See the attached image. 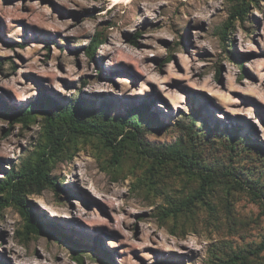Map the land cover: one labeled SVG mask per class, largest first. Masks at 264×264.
Listing matches in <instances>:
<instances>
[{
	"label": "rangeland",
	"instance_id": "rangeland-1",
	"mask_svg": "<svg viewBox=\"0 0 264 264\" xmlns=\"http://www.w3.org/2000/svg\"><path fill=\"white\" fill-rule=\"evenodd\" d=\"M233 3L0 0V99L15 114L0 112V180L47 159L60 188L26 200L37 219L74 240L26 234L11 204L0 210V264H210L264 244L259 199L232 181L264 193V0L234 21L228 45L220 31ZM94 34L102 43L89 54ZM41 95L59 109L81 97L82 107L115 119L147 102L135 131L142 152L128 140L116 164L99 135L70 132L54 150L47 113L16 120ZM172 147L198 163L155 161L152 153ZM204 173L216 178L196 197ZM248 256L264 264V249Z\"/></svg>",
	"mask_w": 264,
	"mask_h": 264
},
{
	"label": "trees",
	"instance_id": "trees-1",
	"mask_svg": "<svg viewBox=\"0 0 264 264\" xmlns=\"http://www.w3.org/2000/svg\"><path fill=\"white\" fill-rule=\"evenodd\" d=\"M257 0H234L229 13V19L225 22L220 35L226 44H230L228 40V30L233 27L234 21H243L247 13L249 12L250 4L256 3ZM55 42V41H54ZM102 43V38L98 34H94L91 38L89 46L87 48V53L91 54L94 52L95 48ZM49 45V44H48ZM226 51L231 55L230 49ZM242 67V64H239ZM82 98L79 97L74 103H71L64 108H57L56 102L51 99H46L45 96H39L34 101L26 105L21 110H16L19 117L16 118L18 121L29 122L31 121L33 114L38 111L47 113L46 123L44 125V130L47 136V142L49 146L56 149L55 145H58L57 140L65 136L68 132L75 136L77 133L86 135H99V138L105 143L106 146L112 148V158L116 164L121 163L123 150L122 147L128 140H133L136 148L140 147L141 139H137V134L142 119L145 113L148 112L147 102L142 103V105L132 107L125 116L119 117L117 119L108 117L104 112L92 109L89 107H82L80 102ZM7 110V111H5ZM13 110L8 107L0 99V112L8 113L11 116H15L12 112ZM126 126L132 127V129H126ZM231 140L236 136L235 134H230ZM120 139H118V137ZM153 154L155 161L162 162V159L171 158L170 156L183 162L185 166L190 164H196L197 161L194 160V154L190 156L187 152H182L181 149L169 148L168 154L159 153L156 150ZM47 159L38 158L28 163H23L18 171L10 170L4 175V178L0 180V210L3 207L15 204L21 213L23 220L25 222V233L26 234H46L48 236H54L58 241H64L67 243H74V240L68 235H65L61 231L57 230L52 223L44 222L43 220L37 219L35 214L31 210L28 201L26 200V194L40 193L43 189L47 187H52L59 189L57 183L58 178L50 177L49 169L47 165ZM222 176H231L232 174L228 171H223ZM216 178V175H211L210 173H204L201 175V183L199 190H197V195L201 192H205L206 188L211 184ZM149 179V177H148ZM233 185H238L239 188L243 189L247 187L253 196L259 199L261 207L264 209V193L260 190H256L254 186H245L241 181L232 178ZM147 185L152 186V180L149 179ZM187 198L181 201L175 207H170L167 209H162L160 213V219L166 221L169 217H176L185 208L190 207L193 203L194 198ZM200 196V195H199ZM98 242L97 238L94 240ZM264 249V244H260L257 249L250 250L248 253L240 250L237 252H232L227 258L217 259L212 261L210 264H250L248 258L249 254L256 253L259 250Z\"/></svg>",
	"mask_w": 264,
	"mask_h": 264
}]
</instances>
